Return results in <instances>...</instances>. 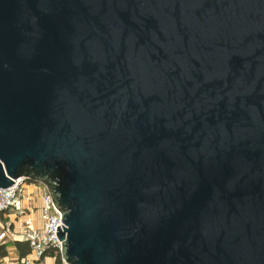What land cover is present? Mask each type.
<instances>
[{"label": "water", "instance_id": "95a60500", "mask_svg": "<svg viewBox=\"0 0 264 264\" xmlns=\"http://www.w3.org/2000/svg\"><path fill=\"white\" fill-rule=\"evenodd\" d=\"M19 177L67 264H264V0H0Z\"/></svg>", "mask_w": 264, "mask_h": 264}, {"label": "built area", "instance_id": "2783aa9c", "mask_svg": "<svg viewBox=\"0 0 264 264\" xmlns=\"http://www.w3.org/2000/svg\"><path fill=\"white\" fill-rule=\"evenodd\" d=\"M13 182L9 187H0V213L8 217L12 216L15 220L25 218L21 222L20 234L23 240L28 241L30 255L34 259L39 261L47 247H53L61 256L62 240H59L56 235L58 232L56 227L59 226L62 231V226L65 225L61 221V212L53 204L49 191L45 186L29 182L24 177L14 179ZM36 200L40 201L39 206L35 205ZM34 209L39 212L40 227L33 226L31 220L27 218ZM10 224L11 222H7L4 230L0 232V240L5 238ZM32 262L31 258L22 259L23 264H32ZM61 264H67L62 256Z\"/></svg>", "mask_w": 264, "mask_h": 264}, {"label": "crops", "instance_id": "0c3cea01", "mask_svg": "<svg viewBox=\"0 0 264 264\" xmlns=\"http://www.w3.org/2000/svg\"><path fill=\"white\" fill-rule=\"evenodd\" d=\"M40 201L36 200L35 205L39 206ZM27 218L31 220L32 225L35 227H40L41 223L39 220V212L37 209L32 210L28 215ZM25 218H20L19 220H15L12 216L8 217L6 214H1L0 213V232L4 230L6 223L11 222L9 231L6 233V236L4 239L0 240V245H5L6 251H7V256L4 257L1 260V264H19L18 263V254L16 247L13 245L14 241H22V236H21V222ZM31 258L33 260L32 264H54L55 261L53 258L46 257L42 261H37L34 259L33 256L30 255V253L24 258ZM23 259V258H22ZM22 259L20 260V263H22ZM40 262V263H39ZM23 264V263H22Z\"/></svg>", "mask_w": 264, "mask_h": 264}, {"label": "trees", "instance_id": "16d2710c", "mask_svg": "<svg viewBox=\"0 0 264 264\" xmlns=\"http://www.w3.org/2000/svg\"><path fill=\"white\" fill-rule=\"evenodd\" d=\"M13 245L16 247L17 254H18V263H20V260L25 258L29 253V244L27 240L22 241H14ZM7 256V251L5 245H0V264L1 260ZM50 257L53 258L56 264H61V256L58 251H56L53 247H47L41 256L39 261H42L44 258Z\"/></svg>", "mask_w": 264, "mask_h": 264}, {"label": "rangeland", "instance_id": "374dc122", "mask_svg": "<svg viewBox=\"0 0 264 264\" xmlns=\"http://www.w3.org/2000/svg\"><path fill=\"white\" fill-rule=\"evenodd\" d=\"M30 182V181H29ZM35 183V182H34Z\"/></svg>", "mask_w": 264, "mask_h": 264}]
</instances>
